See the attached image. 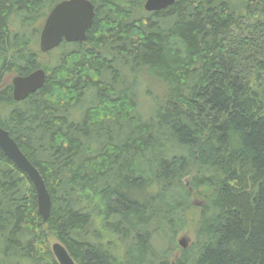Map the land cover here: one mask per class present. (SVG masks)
<instances>
[{
	"label": "trees",
	"instance_id": "obj_1",
	"mask_svg": "<svg viewBox=\"0 0 264 264\" xmlns=\"http://www.w3.org/2000/svg\"><path fill=\"white\" fill-rule=\"evenodd\" d=\"M59 1L0 0V127L51 197L43 222L0 149V264H59L50 239L76 264H264V0H90L86 39L41 53ZM39 67L14 101L2 77Z\"/></svg>",
	"mask_w": 264,
	"mask_h": 264
},
{
	"label": "water",
	"instance_id": "obj_2",
	"mask_svg": "<svg viewBox=\"0 0 264 264\" xmlns=\"http://www.w3.org/2000/svg\"><path fill=\"white\" fill-rule=\"evenodd\" d=\"M176 0H145L144 10H161ZM95 17L94 5L90 0H61L56 3L45 16L40 34L39 50L46 53L56 48L62 41L83 42L86 33ZM45 71L37 68L26 75L11 77L12 98L14 101L24 100L30 93L40 89L45 81ZM1 149L28 174L37 192L38 212L44 222L49 215L51 198L39 171L31 165L21 153L7 130L0 127ZM187 240L182 237L178 242L186 247ZM51 250L59 264H76L68 250L58 241L51 243Z\"/></svg>",
	"mask_w": 264,
	"mask_h": 264
},
{
	"label": "rangeland",
	"instance_id": "obj_3",
	"mask_svg": "<svg viewBox=\"0 0 264 264\" xmlns=\"http://www.w3.org/2000/svg\"><path fill=\"white\" fill-rule=\"evenodd\" d=\"M244 2V1H246V0H229V2H233V3H236V2ZM254 21H257V22H259L258 21V19H253ZM252 31H253V28H252ZM36 48H37V50H39V38H38V43H37V46H36ZM249 47H243V50H241V52H240V54H239V56L240 57H247V53H248V51H247V49H248ZM42 61H46V58H42ZM11 77L12 76H4V77H2L3 78V80H4V83H7V82H10V79H11ZM11 83V82H10ZM187 181H188V178L186 179V182L185 183H187ZM195 201V204L196 205H199V203H200V200H194ZM182 237H184L187 241L185 242L186 243V245H187V243H189L190 242V238L192 237V234H191V232L189 231V230H186V231H182V232H180L179 233V235L177 236V242L182 238ZM52 242H54L52 239H50L49 240V245H51V243ZM178 244H179V242H178ZM179 246H180V244H179Z\"/></svg>",
	"mask_w": 264,
	"mask_h": 264
},
{
	"label": "bare ground",
	"instance_id": "obj_4",
	"mask_svg": "<svg viewBox=\"0 0 264 264\" xmlns=\"http://www.w3.org/2000/svg\"><path fill=\"white\" fill-rule=\"evenodd\" d=\"M60 2V1H59ZM58 3V2H57ZM56 4V3H55ZM54 4V5H55ZM53 5V6H54ZM144 5V4H143ZM52 6V7H53ZM51 7V8H52ZM50 8V9H51ZM144 8V7H143ZM94 10H95V7H94ZM50 11V10H49ZM154 11H158V10H154ZM149 12H151V11H149ZM45 19V18H44ZM43 24V23H42ZM41 27H42V25H41ZM40 30H41V28H40ZM39 34H40V32H39ZM63 42V41H62ZM40 68V67H39ZM37 69V68H36ZM35 70V69H34ZM32 72V71H31ZM46 74V73H45ZM26 75V74H25ZM14 76H17V75H14ZM13 77V76H12ZM11 82V81H10ZM11 85H12V83H11ZM10 137L13 139V137L10 135ZM14 140V139H13ZM15 141V140H14ZM15 143H16V141H15ZM17 144V143H16ZM17 146H18V144H17ZM18 148H19V146H18ZM0 149H1V147H0ZM2 150V149H1ZM19 150L21 151V149L19 148ZM3 151V150H2ZM4 152V151H3ZM21 153L26 157V155L21 151ZM4 154L5 155H7L5 152H4ZM8 156V155H7ZM9 157V156H8ZM10 158V157H9ZM27 158V157H26ZM11 159V158H10ZM12 160V159H11ZM27 160L31 163V161L27 158ZM13 161V160H12ZM14 162V161H13ZM15 163V162H14ZM16 164V163H15ZM31 165L32 166H34L32 163H31ZM17 166V165H16ZM18 167V166H17ZM35 167V166H34ZM36 168V167H35ZM21 169V168H20ZM37 169V168H36ZM22 170V169H21ZM26 173V172H25ZM27 174V173H26ZM28 175V174H27ZM41 175V174H40ZM29 177V176H28ZM42 177V176H41ZM30 178V177H29ZM43 179V178H42ZM32 181V180H31ZM44 181V180H43ZM33 183V182H32ZM34 184V183H33ZM34 187H35V185H34ZM36 189V188H35ZM47 189V188H46ZM49 193V192H48ZM36 195H37V192H36ZM37 197V196H36ZM51 198V197H50ZM37 206H38V202H37ZM183 248V247H182ZM58 262V261H57Z\"/></svg>",
	"mask_w": 264,
	"mask_h": 264
}]
</instances>
